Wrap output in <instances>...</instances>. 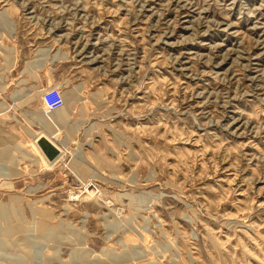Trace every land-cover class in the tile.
I'll list each match as a JSON object with an SVG mask.
<instances>
[{"label":"rangeland","instance_id":"374dc122","mask_svg":"<svg viewBox=\"0 0 264 264\" xmlns=\"http://www.w3.org/2000/svg\"><path fill=\"white\" fill-rule=\"evenodd\" d=\"M0 264H264V0H0Z\"/></svg>","mask_w":264,"mask_h":264},{"label":"crops","instance_id":"0c3cea01","mask_svg":"<svg viewBox=\"0 0 264 264\" xmlns=\"http://www.w3.org/2000/svg\"><path fill=\"white\" fill-rule=\"evenodd\" d=\"M30 65H31V62L27 63V66H30ZM15 79H17V77H15ZM18 79H19V83L21 84H31L32 83L31 78L27 79L26 77L20 76ZM43 84H46V81H44ZM24 98H25L24 95L18 98L17 106L19 110L25 111L28 104L27 102L24 101ZM27 114L28 115L26 116V111L25 113L19 112L18 118H15V122L17 123L18 128L20 130L26 131L29 134V136L32 137L33 139L34 137L30 135L31 133L30 130L34 131V133L36 134H46L47 135L48 133L46 132H47V127L49 123L44 122V121H41V122L34 121V119H32V117L30 116L31 115L30 110L27 111Z\"/></svg>","mask_w":264,"mask_h":264},{"label":"built area","instance_id":"2783aa9c","mask_svg":"<svg viewBox=\"0 0 264 264\" xmlns=\"http://www.w3.org/2000/svg\"><path fill=\"white\" fill-rule=\"evenodd\" d=\"M43 106L48 112L55 111L62 106V94L58 86L49 87L42 93Z\"/></svg>","mask_w":264,"mask_h":264},{"label":"water","instance_id":"95a60500","mask_svg":"<svg viewBox=\"0 0 264 264\" xmlns=\"http://www.w3.org/2000/svg\"><path fill=\"white\" fill-rule=\"evenodd\" d=\"M37 145L41 150L42 154L49 162H52L59 155V150L45 138H40L37 141Z\"/></svg>","mask_w":264,"mask_h":264},{"label":"bare ground","instance_id":"6f19581e","mask_svg":"<svg viewBox=\"0 0 264 264\" xmlns=\"http://www.w3.org/2000/svg\"><path fill=\"white\" fill-rule=\"evenodd\" d=\"M47 122V121H46ZM48 123V122H47ZM50 125V124H49ZM31 134H33L34 135V133H32L31 132ZM37 136V135H36ZM35 136V140H34V142H35V145L37 146V148L39 149V147H38V145H37V141L42 137V138H45L46 140H48L50 143H52L58 150H59V155L56 157V159L54 160V161H52L53 163L54 162H56L59 158H60V156H61V153H62V151L60 150V148L53 142V141H51L49 138H47L46 136H44V135H38L37 137ZM40 150V149H39ZM40 152H41V150H40ZM42 153V152H41ZM25 155H27V156H30V154H25ZM43 155V154H42ZM44 156V155H43ZM45 158V157H44ZM46 159V158H45ZM48 163H52V162H49L48 160H46ZM81 249H83V250H85V248L84 247H82ZM87 250V249H86Z\"/></svg>","mask_w":264,"mask_h":264}]
</instances>
